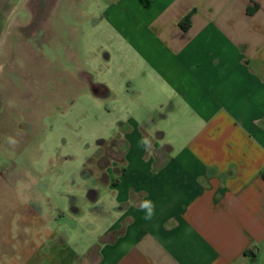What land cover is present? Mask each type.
<instances>
[{
	"label": "crops",
	"instance_id": "obj_1",
	"mask_svg": "<svg viewBox=\"0 0 264 264\" xmlns=\"http://www.w3.org/2000/svg\"><path fill=\"white\" fill-rule=\"evenodd\" d=\"M102 19L123 60L95 86L127 88L100 142L109 192L47 212L25 190L44 225L5 263L264 264V0H112Z\"/></svg>",
	"mask_w": 264,
	"mask_h": 264
},
{
	"label": "rangeland",
	"instance_id": "obj_2",
	"mask_svg": "<svg viewBox=\"0 0 264 264\" xmlns=\"http://www.w3.org/2000/svg\"><path fill=\"white\" fill-rule=\"evenodd\" d=\"M111 1L0 0V264L19 260L27 232L44 225L25 190L44 195L47 212L71 198L90 210L89 188L109 192L100 142L117 135L127 92L112 104L95 86L123 60L102 19Z\"/></svg>",
	"mask_w": 264,
	"mask_h": 264
},
{
	"label": "clouds",
	"instance_id": "obj_3",
	"mask_svg": "<svg viewBox=\"0 0 264 264\" xmlns=\"http://www.w3.org/2000/svg\"><path fill=\"white\" fill-rule=\"evenodd\" d=\"M8 142L10 144H15L16 141L14 139H12L11 137L8 138ZM142 145H144L146 148H151V140L146 136L144 137L141 142ZM136 201L135 200H130L129 204L131 206H136ZM143 211H144V219L146 221H150L153 219V217L155 216V204L153 203V201H151L150 199L144 198L141 199L139 201V205H138Z\"/></svg>",
	"mask_w": 264,
	"mask_h": 264
},
{
	"label": "trees",
	"instance_id": "obj_4",
	"mask_svg": "<svg viewBox=\"0 0 264 264\" xmlns=\"http://www.w3.org/2000/svg\"><path fill=\"white\" fill-rule=\"evenodd\" d=\"M185 21H188V18H186ZM181 27H182V29H184V30L187 29V25L185 24V22H181Z\"/></svg>",
	"mask_w": 264,
	"mask_h": 264
}]
</instances>
